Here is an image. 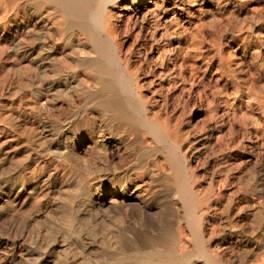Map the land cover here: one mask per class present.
Wrapping results in <instances>:
<instances>
[{"label":"bare ground","instance_id":"bare-ground-1","mask_svg":"<svg viewBox=\"0 0 264 264\" xmlns=\"http://www.w3.org/2000/svg\"><path fill=\"white\" fill-rule=\"evenodd\" d=\"M116 1L0 0V264H34L38 233L57 252L74 236L72 264H264V0H173L225 25L185 42L139 0L138 45L116 39ZM105 210L138 224L114 255L93 237Z\"/></svg>","mask_w":264,"mask_h":264},{"label":"rangeland","instance_id":"rangeland-1","mask_svg":"<svg viewBox=\"0 0 264 264\" xmlns=\"http://www.w3.org/2000/svg\"><path fill=\"white\" fill-rule=\"evenodd\" d=\"M158 1H157V4H156L157 6L155 7L156 8V13L158 12L159 14L161 13V15H164L165 16V22H163L164 24H162V21L160 20L161 21L160 22L161 24L159 23V26H161V27H165L166 26L165 28H168V30H170V28L172 29V30L169 31L170 33L168 35V37L170 38V40L172 39V41H175V39H176V40H180L181 42H185V40L190 39V37L193 40H200V37L197 36L198 35V32L200 31V30L197 31L198 29H204L205 27L210 26V25L211 26H216L217 24H218V26H220V25L225 26L224 23H221L222 20L219 19V16L216 17L217 16L216 14H218V12L216 11V8H214V6L213 7L211 6L210 9H209V11H208L207 9H201L200 7H198L199 5H197V4H195V5L194 4L193 5L191 4L189 6V9H187V8H185V7H188L186 4H184V6H183L184 8H182L180 6V4H178V5L175 4V2L173 0H164V1L163 0H158ZM130 2H132V4ZM167 2L169 3V5H168ZM158 5L159 6H162V7L160 8ZM165 5H166V7H165ZM122 6H124V7H122ZM178 7L181 8L182 10H179ZM111 8H112V11H113V14H112L111 19H112V23H113V26H114V34H115V37H116L117 40H120V41L121 40H128L132 45H138L139 42H141L144 38L147 39L148 36L150 37V35H149V28L154 25V21H153V18H152L153 16H152L151 12H149L146 8H144V3H141L139 0H117L115 3L111 4ZM175 8H178V9L176 10ZM173 10H176V12L173 13ZM117 12H119V13L116 14ZM142 15H143V17H142ZM210 15H212V16H210ZM210 17H212V18H210ZM167 18L173 19L174 22H170V20L167 19ZM214 18L217 19V20L219 19V20L216 22V20ZM150 20L152 21V23L150 22ZM166 21H167V23H166ZM202 22H203V24H201ZM171 23H173V24H171ZM198 23H199V26H198ZM168 26L169 27L170 26H172V27L173 26H176V27H173V28L170 27L169 28ZM255 26H264V20H261ZM189 28H191L192 30L189 29ZM195 28H196V30H195ZM193 29L195 31H193ZM173 30H174V32H172ZM187 31H188V33H187ZM193 32H195V33L193 34ZM196 33H197V35H195ZM195 36H197V37H195ZM207 46L208 45H205L204 44V49L209 51V46L208 47ZM182 50H184V49H182ZM208 51H207V53H208ZM146 53H148V51ZM168 56H171V53H169ZM147 57H148V55H147ZM195 99H196V97H195ZM71 120H72V117L71 118H66L62 122V125L58 128L57 133H53V134L50 133L48 135L49 142H50V145H51L52 148H55L56 150L58 148L59 149H62V146H63L62 144H64V141L67 138H69V136H70V132H69L70 130H69V127H67V126L70 125ZM48 127H49L48 129L51 132V127L49 126V124H48ZM67 134H69V135H67ZM162 199H159L158 202L156 201V203H158V204L156 205V203H155L154 207H155V209H157V211L159 209H161L160 210V213H163L164 210L166 211V212L163 213V216H164V219H165V223L167 221L166 224H168V228H171L170 231H172L173 230L172 228H174V223L172 221L171 215L169 214L170 213L169 212V209L167 208V206H164V205H167L166 204L167 200L165 198H162ZM159 205H160L161 208L160 207L159 208L157 207ZM112 212H111V210H105V211L101 212V214L99 213V214H97L95 216V220H96L97 224L95 226L94 236H93L94 237V240H95V244H97L98 240H100L101 237H105L106 239L109 240V245L110 246L108 248H106V253L109 254V255H114L116 253L117 246H119L118 243H116L117 244L116 246L113 245V244H115L114 243V240H113L114 239L113 236L115 235V233L117 234V232L122 231L125 234L127 232V230L134 229V228L136 229V227L138 226V224L135 221V216L134 215L125 214L126 215V217H125V215L122 214L121 222L120 223H117L116 220H115V214H114L115 212L114 211H112ZM168 220H169V222H168ZM109 222L111 224H109ZM114 231H115V233H113ZM38 237H37V240H36L38 242V244L36 243L35 244V247L32 246V243H31L32 250H33L32 251L33 252V256H34V258H36V259H33L32 258L35 261L34 264H42V262L45 259H47L48 257L56 256V253L57 254H65L66 263H69V264L71 263L72 264V262L74 260L76 261V259H75L76 256H74V255L78 254V252L80 251L81 244H80V246L78 245L80 242L77 241L74 236H70V235H66L65 236L64 242H66V244L68 245V248H66L65 250H63L61 252H60V250H58V252H57V250L53 251V250H49L48 248H45L44 247V244L47 241V239L45 240V238L47 237L46 234L38 233ZM90 239H91V236L88 239H86V240L88 241ZM16 241L18 242V244L21 241L20 244L21 245H24V246L28 243L27 242L28 240L27 239H23V238H17L16 237ZM39 242H40V246H39ZM71 249L74 250V251H71ZM175 249L178 250L179 249V246L176 245L175 246ZM102 251L104 252V249H102ZM70 257H71V259H70ZM32 259H31V261H32ZM17 263H19V262H17Z\"/></svg>","mask_w":264,"mask_h":264}]
</instances>
